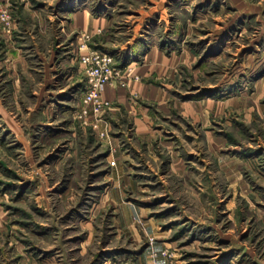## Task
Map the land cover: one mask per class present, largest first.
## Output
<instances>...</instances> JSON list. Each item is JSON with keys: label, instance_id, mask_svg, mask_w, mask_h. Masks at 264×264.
I'll return each instance as SVG.
<instances>
[{"label": "rangeland", "instance_id": "obj_1", "mask_svg": "<svg viewBox=\"0 0 264 264\" xmlns=\"http://www.w3.org/2000/svg\"><path fill=\"white\" fill-rule=\"evenodd\" d=\"M82 7L105 20L81 29ZM263 36L264 0H0L6 109L36 108L45 74L68 91L50 134L0 138V264H264ZM133 48L154 51L133 78L158 98L129 93L148 126L108 99L95 129L81 56L113 54L127 87Z\"/></svg>", "mask_w": 264, "mask_h": 264}, {"label": "crops", "instance_id": "obj_2", "mask_svg": "<svg viewBox=\"0 0 264 264\" xmlns=\"http://www.w3.org/2000/svg\"><path fill=\"white\" fill-rule=\"evenodd\" d=\"M73 14L76 19L80 18L79 21L82 22L81 26L80 24L79 26L78 25L77 26L81 27V29H87L90 26L97 28L99 27V20H103V21L105 20L102 17H94V15H92L91 12L88 11V8H83V7L77 8L76 10H74ZM134 50H136V48L131 49L132 59L129 62H131L132 64L129 65L128 67L130 68L135 65V71L133 72V74L125 72V75H124L125 79L127 80H128L127 77H129L128 86L121 87V85L118 86L115 82L107 84L103 89V97L109 100L117 99L118 101L125 103L126 108L130 110L129 112L143 114V116L135 117V124L137 125V129L138 128L141 129V132H142V131H145L144 127L146 128L148 126L146 122H144V120L146 121V117H148V111L146 109L150 107L139 106L138 100H135L133 102L130 101L129 93L133 91L138 92L140 95L139 97L140 100L141 99L143 100L145 98H148V99L158 98L157 97L158 94H156V86L153 85L152 82H146L144 80H138L136 78H133V76L135 77V74L136 75L141 74L142 78H144L143 75H147V74L149 75L153 73L156 69L155 67H153L152 61L149 60V58L152 59L151 54L152 52H154L153 49L145 50L142 53L141 52L138 53L137 55H135ZM13 56H14L13 57L14 60H22L21 58H19V54L17 53H14ZM27 58L28 59L25 61L26 69L31 71L32 68L29 67L31 58H29V56ZM71 58L72 57H70V59ZM139 60H140V63H139ZM45 61L46 60H44V64H45ZM49 62H51V56L48 59V63ZM12 65H13V62H12ZM21 66L25 67V65L23 64ZM154 66H156V63H154ZM15 72H17L16 68H15ZM49 77L50 75H48L47 77V74H45L44 79L40 83L42 87L40 88L41 90L38 93V95L41 96L39 97L40 98L39 100H43V101L47 100L49 102L47 104L54 103L53 100H58V101L68 100V95L66 94V92L68 91H66V87H61L57 91L51 89L52 80ZM16 81H19V78H16L15 81L13 82L15 83ZM17 86L18 84H16L15 88L18 91ZM82 91H83V86L79 85L78 92H80V97H82ZM32 94L33 96L36 95L35 92H32ZM43 101L38 103V106L36 108L35 106H30V107L28 106L25 109V111L13 112V111H8L6 109V106L3 103V98L0 96V138L7 141L9 138H11V136L13 137L14 135V137L16 138L29 142L28 135L31 131L30 128H33L36 125L38 126L37 131H40V133H43V134L49 133L52 130V128L48 127V129H44V126L42 125L43 124L47 125L48 123H50L48 122L49 119L54 118V117H52L53 116L52 112L48 111L47 106L44 105ZM35 109H40V110L36 112ZM61 111L64 113L66 112V110L64 109H62ZM36 113H38L39 118L34 123ZM57 116H58V113L56 114L55 117ZM23 118H26L27 122H25V124L23 123ZM21 135H24L25 140L21 137ZM1 210L3 209H1L0 207V214H1L0 224L3 225L4 222L6 221V217H5L4 211L2 212Z\"/></svg>", "mask_w": 264, "mask_h": 264}, {"label": "built area", "instance_id": "obj_3", "mask_svg": "<svg viewBox=\"0 0 264 264\" xmlns=\"http://www.w3.org/2000/svg\"><path fill=\"white\" fill-rule=\"evenodd\" d=\"M89 40L91 35L86 34L82 47H87ZM81 61L84 65L86 87L82 91V104L78 110V117L88 123L89 118L94 116V121H90L89 124L99 129L100 118L111 105L110 101L103 97V89L115 79L123 80L122 68L117 66L113 54L97 50H90L82 55ZM104 134L105 132L102 131V135ZM151 264L158 263L154 261Z\"/></svg>", "mask_w": 264, "mask_h": 264}]
</instances>
